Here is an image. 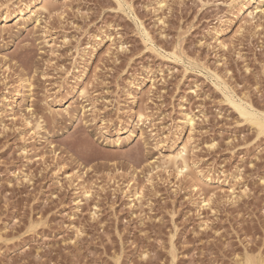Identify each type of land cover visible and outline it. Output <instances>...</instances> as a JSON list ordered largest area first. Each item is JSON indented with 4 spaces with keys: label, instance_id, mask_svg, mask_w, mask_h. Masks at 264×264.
<instances>
[{
    "label": "rangeland",
    "instance_id": "374dc122",
    "mask_svg": "<svg viewBox=\"0 0 264 264\" xmlns=\"http://www.w3.org/2000/svg\"><path fill=\"white\" fill-rule=\"evenodd\" d=\"M23 1L0 0V264H264V125L230 104L264 112V18L235 35L230 0H52L34 22ZM180 132L197 190L161 162Z\"/></svg>",
    "mask_w": 264,
    "mask_h": 264
},
{
    "label": "bare ground",
    "instance_id": "6f19581e",
    "mask_svg": "<svg viewBox=\"0 0 264 264\" xmlns=\"http://www.w3.org/2000/svg\"><path fill=\"white\" fill-rule=\"evenodd\" d=\"M52 0H29V1H23L22 5L20 7V9L17 10V17L18 19L21 20H25V19H30V20H35L34 22L38 21V16L42 13H47L49 14L51 8L50 5ZM173 1V0H172ZM170 0V3L172 2ZM181 1V0H180ZM205 1V0H204ZM159 8L162 7H166L168 0H158L156 1ZM169 3V2H168ZM202 3V2H200ZM225 3V2H223ZM222 3V4H223ZM221 4V5H222ZM225 5V4H224ZM52 6V5H51ZM226 6L228 7V13L229 15H232L234 20H236L239 25H237V29L235 31V35L236 33H240L244 30V25L246 26V23L250 24L253 29L258 28L259 26H261L260 24L256 23V19L257 17L261 16L264 18V0H230L228 3H226ZM128 8H130V5H127ZM127 8V9H128ZM132 10V9H130ZM55 12V11H54ZM5 13V10H4ZM10 15V14H9ZM4 16V22H7V16L8 13L6 11V13L3 15ZM10 17V16H9ZM40 20V19H39ZM224 20V19H223ZM223 20L221 19V24H223ZM264 20V19H263ZM258 21V19H257ZM162 22V21H161ZM5 24V23H4ZM141 25V24H140ZM236 28V26H235ZM143 29V28H142ZM235 30V29H234ZM225 29H221V30H213V35L214 37H217L219 35H222L224 33ZM145 35H147L146 31H143ZM142 32V33H143ZM251 32V31H250ZM237 34V35H238ZM208 35V34H207ZM223 40V39H222ZM226 40V37H225ZM148 41V40H147ZM220 44V42H218ZM222 43V42H221ZM150 44V43H149ZM227 44V43H226ZM208 45V44H207ZM221 46H223V48L225 47V43L221 44ZM227 46V45H226ZM178 57V56H177ZM180 58V57H178ZM216 64V63H215ZM202 67V66H201ZM215 67V66H214ZM208 69V68H207ZM209 71V70H208ZM211 72V77L213 79H215V81H220V77L212 72ZM203 74V73H202ZM83 77V75H82ZM210 77V78H211ZM4 81V80H3ZM19 85L18 88L20 89L19 91L16 92L15 96L11 99V101L9 104H7V108L10 109L12 112L15 108H17V106L19 105V103L22 101L23 97H22V90L25 88V84L24 81H19ZM222 82V81H221ZM221 85H225V84H221ZM74 88L76 89V86H74ZM85 86L81 87V90H79V93L81 95H84L86 92L85 90ZM197 89V88H196ZM17 90V89H16ZM12 91V90H11ZM231 92V91H230ZM233 95V94H232ZM48 97V95H47ZM243 97V96H242ZM236 98V97H235ZM48 99V98H47ZM249 102V101H248ZM247 101H245L244 98H238L236 101L231 100L230 104L232 105V107L242 116V117H249L251 118V120L255 123L256 121L262 123L264 125V112H261V110H257L255 108H253ZM228 103V102H227ZM181 107V106H180ZM233 109V110H234ZM264 111V110H263ZM139 113V111H138ZM239 117V116H238ZM138 118L139 120H142L143 118H145V116L140 112L138 114ZM145 119H148L147 116ZM183 119V118H182ZM24 126L27 128L28 130V138L26 140L27 141H31L34 139V137L38 134V131L41 130V126H40V122L39 120H35L34 123H32V121L28 120V119H24ZM184 123L188 124L190 126V131L193 128V119L191 117H188L186 115L185 119L183 120ZM251 126V125H250ZM151 127V126H150ZM254 127V126H252ZM264 128V126H261ZM260 131V129H259ZM258 131V132H259ZM121 131L118 132L117 135H120ZM176 134V133H175ZM181 132L174 135L175 137L172 138V145L170 147H168V150L165 151V153H162V165L164 167V169H172V171H174L175 175L177 178H185L186 176H191L190 175V160H189V151L188 147H187V142L188 141H184L183 138L181 137ZM264 134V133H263ZM22 135V134H21ZM25 136V135H24ZM168 137V136H167ZM190 137V136H189ZM188 137V138H189ZM187 138V137H186ZM23 140V139H22ZM188 140V139H186ZM184 141V142H183ZM35 147V146H34ZM156 148V147H155ZM25 149V148H24ZM37 149V147H36ZM161 156V155H160ZM160 161V160H159ZM160 164V163H159ZM162 168V166H161ZM158 169V168H156ZM60 171V170H59ZM153 171V170H152ZM58 172V171H57ZM195 175V174H194ZM199 175V174H198ZM196 176V175H195ZM191 176L193 177V181L195 179V185L194 188L200 189L198 185L200 182L198 181V177L196 176ZM72 178L69 177V182ZM75 182V181H74ZM124 184V183H123ZM73 185V184H72ZM207 185V184H206ZM139 185H136L134 178H130L129 181H127L125 188H123L124 190H122L121 192L123 193H127L132 187L134 189H137L138 191L140 190V187H138ZM89 192H86L83 194H88ZM128 194V193H127ZM132 194V193H131ZM136 194H139V192H135L133 196H136ZM139 196V195H138ZM204 196V195H203ZM206 196V195H205ZM209 197V196H208ZM205 198V197H204ZM207 199V198H206ZM77 201V200H76ZM79 202V201H78ZM77 202V204H78ZM203 202H208L207 200H204ZM80 203V202H79ZM78 207V206H77ZM253 261V260H252ZM253 263V262H252ZM255 263V262H254Z\"/></svg>",
    "mask_w": 264,
    "mask_h": 264
}]
</instances>
